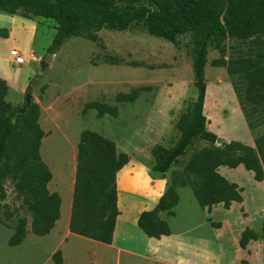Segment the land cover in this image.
I'll return each instance as SVG.
<instances>
[{"label": "rangeland", "instance_id": "rangeland-1", "mask_svg": "<svg viewBox=\"0 0 264 264\" xmlns=\"http://www.w3.org/2000/svg\"><path fill=\"white\" fill-rule=\"evenodd\" d=\"M0 28L12 31L10 40H0V76L11 83L5 100L21 107L31 86L34 103L41 108L39 124L45 133L41 156L53 174L51 192L60 191L62 198V215L56 228L47 236H37L32 232L33 214L16 189L17 181L11 177L3 181L0 264H56L53 256L57 251L62 252V264H162L142 260L135 254H122L118 260L114 250L96 249L88 239L68 233L73 200L71 178L82 131H96L116 142L118 151L130 156V163L118 174L117 191L120 224L131 223L161 195L163 183L157 182H164L167 188L192 153L206 146L195 142L165 175L153 171L152 148L162 145L171 149L177 143L179 118L202 94L194 79L191 38L184 36L175 45L142 28L122 32L104 29L95 33L97 41L89 36L72 37L56 54H49L56 33L54 21L28 19L22 13L13 15L0 10ZM14 47L25 59L22 65L13 62ZM263 50L256 44L228 42L225 60L233 61L231 65L237 70L229 75L227 67L213 64L221 57L217 49H209L204 113L208 129L224 142H245L247 138L255 141L256 133L264 132L262 127L246 135L244 124L248 123L245 113V120L241 115V103L251 118L260 113L253 111V102L246 95L248 81L234 63L255 59L256 52ZM42 60L49 63L45 72L41 71ZM138 87L151 90L143 92L134 103H116L119 93H130ZM91 102L117 105L119 116L98 118L95 110L84 113ZM219 172L230 180V168H220ZM241 181L245 205L236 203L229 210L219 205L210 213L200 207L191 188H178L176 216L163 213L162 218L169 222L174 234L191 237L193 248L186 252L173 244L171 248L164 246V252L194 260L189 264H264V184L258 185L254 175ZM60 184L58 190L54 188ZM20 217L27 218L28 235L21 245L12 247L8 241ZM248 227L259 232L261 238L241 250L239 240ZM136 230L131 229L129 248L146 255L149 245Z\"/></svg>", "mask_w": 264, "mask_h": 264}, {"label": "trees", "instance_id": "trees-1", "mask_svg": "<svg viewBox=\"0 0 264 264\" xmlns=\"http://www.w3.org/2000/svg\"><path fill=\"white\" fill-rule=\"evenodd\" d=\"M0 10L13 15L22 13L28 19L41 17L54 21L56 33L49 54H56L72 37L89 36L97 41L95 33L104 29L122 32L142 28L175 45L182 37L189 36L196 82L205 81L212 46L221 56L213 64L227 67L229 75L237 70L231 65L233 61L225 60L228 42L264 47V0H0ZM9 37V29L0 28V38ZM255 57L234 62L248 81L246 95L253 102V111L260 113L257 118H251L238 93L248 127L254 132L264 127V50L256 52ZM8 90L7 82L0 78V198L5 196L3 181L15 179L17 191L33 214L32 232L44 237L61 217L62 199L48 188L53 174L40 151L45 135L39 124L41 108L33 103L25 114L17 116L18 107L5 100ZM27 90L30 92L31 86ZM150 90L151 87H138L130 93H119L116 103H134ZM204 106L205 99L199 96L179 118L176 127L180 137L171 149L162 145L152 148L153 171L165 175L195 142L206 143L192 153L182 172L175 174L159 203L140 214L138 227L150 238L161 239L172 234L162 214L176 216L175 208L180 201L178 188H191L200 207L210 213L217 205L229 210L234 203L244 202V188L222 175L221 167L242 165L254 173L255 181H264V132L256 133L255 147L241 141L217 146L218 136L208 129ZM89 110H95L98 118L119 116L117 105L91 102L85 106L84 113ZM129 163V154L119 152L116 142L96 131H82L77 146L71 233L113 243L120 214L117 177ZM27 223L25 217L18 219L8 241L10 246H19L27 238ZM260 238L259 232L248 227L241 234L239 246L246 250ZM53 259L56 264H62V252L57 251Z\"/></svg>", "mask_w": 264, "mask_h": 264}, {"label": "crops", "instance_id": "crops-1", "mask_svg": "<svg viewBox=\"0 0 264 264\" xmlns=\"http://www.w3.org/2000/svg\"><path fill=\"white\" fill-rule=\"evenodd\" d=\"M11 36H12V31L10 32V37L8 39L0 38V40L8 41V40L11 39ZM13 50H17V49L14 47L11 50V52ZM13 62H14V60H13ZM0 78H3V77L0 76ZM3 79H5L6 81H9L7 78H3ZM10 84L11 83L8 84L9 87H10ZM241 115H242L243 119L245 120L244 111L243 112L241 111ZM244 125H245V127L247 129L246 135H247V133L250 134V129L248 127V124H246V121H245ZM241 142H243V141H241ZM243 143H245L246 145H249L251 147H255L256 146L255 145V141L253 139H248L247 138V140H245V142H243ZM76 168H77V156H76V164H75L74 170L72 172V178H71L72 195H73L74 185H75ZM221 168H224V167H221ZM252 175H254V173L250 172V171H247L245 169V167L242 166V165H240L237 168H230V181L233 182V183L238 184L241 188H244L243 183L241 181L242 178H244V177H247V178L250 177L251 178ZM160 182L163 183V190L161 192V195L159 196V198L151 206H149V207L143 209L141 212H139V214H137V216L134 218V221H132L131 223L123 221L120 224V221H121V220L119 221V219H120L119 217L121 216V212H120V214H119V216L117 218L116 228H115V232H114V239H113V243L112 244L109 245V244H105V243H102V242L94 241L92 239H88L89 243H92L96 249H100V247H105V248H107L109 250L110 249L114 250L116 252V256H117L118 260H121V255L122 254H131V255L135 254L136 256L141 258L142 260H147V261H151V262L158 261V262H160L162 264H178L177 261H181L182 263L184 261V264L192 263L194 260H191L192 262L191 261H187L186 259L184 260L182 258H179V254L178 255H174V256H172L171 253L166 254L164 252V249H163L164 246H168V247L171 248V247H173V244H175V245L183 247V249H182L183 251L187 252V249L192 250V248H193L192 246L193 245H192V243H190V240H189L191 237H188V238H184L185 236H181L180 237V235H176L172 231V234L170 236H163L161 239H155V238L148 237L138 227L137 222H138V218H139L140 214L143 211H147V210L153 209L159 203L160 198L165 193V189H166L165 188V184L162 181H159L157 183H160ZM52 183H53V178H52V180L50 181V183L48 185V188H49L50 192L52 190ZM257 184L258 185L264 184V181L257 182ZM61 186H62V184H60L59 187H57V186L55 187L54 186V188H56L58 190ZM244 190H245V188H244ZM55 191H53L51 193H56V192L58 194L60 193V191L59 192L58 191L55 192ZM235 204L236 203H234L233 205H235ZM239 204L241 206L245 205V198H244V202L243 203H239ZM217 206H219V205H217ZM118 207H119V205H118ZM232 207H234V206H232ZM61 208H62V205H61ZM61 215H62V209H61ZM58 221L56 222V225H55L54 229L56 228ZM69 221H70V219H69ZM130 225H132L135 228H131ZM68 226H69V224H68ZM130 228L132 230L138 229L136 231L140 235V237H145L144 239L146 241V244L149 245V247H146V250H148L146 255H142L140 252L135 251L134 247L129 248L128 240L131 238V234H132ZM68 233H70L71 235H74L73 233L70 232L69 227H68ZM85 239H87V238H85ZM195 252L198 253L197 250H194V253ZM62 263H63V261H62Z\"/></svg>", "mask_w": 264, "mask_h": 264}, {"label": "water", "instance_id": "water-1", "mask_svg": "<svg viewBox=\"0 0 264 264\" xmlns=\"http://www.w3.org/2000/svg\"><path fill=\"white\" fill-rule=\"evenodd\" d=\"M40 66H41V71L45 72L49 66V63L47 61L42 60ZM197 85L200 88V91L202 93L201 96L204 98L203 94L206 91V83L205 82H197ZM33 103H34L33 94L30 92H26L25 102L21 107L18 108L16 115L20 116V115L25 114L30 109V107L32 106ZM223 143H224V140L221 137H218L216 145L221 146Z\"/></svg>", "mask_w": 264, "mask_h": 264}, {"label": "built area", "instance_id": "built-area-1", "mask_svg": "<svg viewBox=\"0 0 264 264\" xmlns=\"http://www.w3.org/2000/svg\"><path fill=\"white\" fill-rule=\"evenodd\" d=\"M11 56L13 57L14 63L16 65H22L25 62L24 57L21 55V53L18 50H13L11 52Z\"/></svg>", "mask_w": 264, "mask_h": 264}, {"label": "bare ground", "instance_id": "bare-ground-1", "mask_svg": "<svg viewBox=\"0 0 264 264\" xmlns=\"http://www.w3.org/2000/svg\"><path fill=\"white\" fill-rule=\"evenodd\" d=\"M127 210H130V208H128ZM121 219H119V221H120Z\"/></svg>", "mask_w": 264, "mask_h": 264}]
</instances>
